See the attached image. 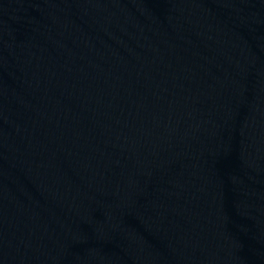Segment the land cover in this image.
Listing matches in <instances>:
<instances>
[{"label":"water","instance_id":"95a60500","mask_svg":"<svg viewBox=\"0 0 264 264\" xmlns=\"http://www.w3.org/2000/svg\"><path fill=\"white\" fill-rule=\"evenodd\" d=\"M0 264H264V0H0Z\"/></svg>","mask_w":264,"mask_h":264}]
</instances>
